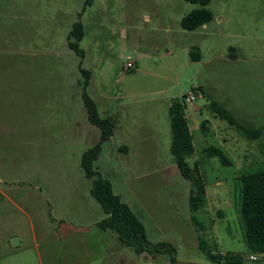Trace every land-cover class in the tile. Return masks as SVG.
Returning a JSON list of instances; mask_svg holds the SVG:
<instances>
[{
  "label": "rangeland",
  "instance_id": "obj_1",
  "mask_svg": "<svg viewBox=\"0 0 264 264\" xmlns=\"http://www.w3.org/2000/svg\"><path fill=\"white\" fill-rule=\"evenodd\" d=\"M198 7L186 0H0V264H48L63 254L86 263L82 226L99 210L88 205L96 202L87 196L81 156L101 130L83 102L81 61L101 114L114 116L125 104L143 122L133 152L119 149L118 132L95 167L134 211L143 204L148 239L172 243L177 264H213L199 246L190 181L170 149L169 105L195 92L186 108L196 146L188 161H199L210 198L195 215L209 246L246 252L237 178L264 166V135L248 137L209 104L216 99L246 127L264 126V0H210L214 18L184 28L182 18ZM78 20L83 58L68 46ZM211 145L232 164L209 157ZM126 251L124 264H171L167 255ZM244 264H264V254Z\"/></svg>",
  "mask_w": 264,
  "mask_h": 264
},
{
  "label": "trees",
  "instance_id": "obj_2",
  "mask_svg": "<svg viewBox=\"0 0 264 264\" xmlns=\"http://www.w3.org/2000/svg\"><path fill=\"white\" fill-rule=\"evenodd\" d=\"M199 4L181 20V25L189 30L198 28L210 22L214 13L206 7L210 0H186ZM85 36V25L82 21L74 22L68 35V46L78 56L84 57L85 50L81 41ZM193 59H200L198 49H191ZM83 74L82 97L87 109L88 119L97 125L100 130L99 140L82 153L81 166L86 177L92 180L91 194L101 204L106 216L98 222V226L104 230H111L118 235L121 243L133 249L137 254L145 252L149 254L167 255L171 264H177V250L170 242H153L148 239L146 226L141 217L133 210L131 205L122 196L115 192L109 178L95 167V161L104 149L105 143L112 140L117 127L116 118L109 114H101L97 102L88 91L91 81V71L82 66ZM209 106L217 112L221 118L237 125L250 138L257 139L264 135V126L249 128L240 123L237 118L219 101L211 99ZM187 104L183 98L172 100L169 112L171 116L172 141L171 152L181 171V174L190 181L189 208L192 212V220L199 231V246L213 264H244L246 257L251 254H264V166L257 170L242 172L237 178L239 189V213L243 225L246 252H222L207 244L202 235L204 225L199 221L195 213L207 204V185L200 172L199 161L194 167L188 161L196 150L193 134L186 115ZM204 127V123H203ZM120 150L127 151V146H120ZM209 157H218L223 165H231L232 160L226 152L218 146L211 145L206 149Z\"/></svg>",
  "mask_w": 264,
  "mask_h": 264
},
{
  "label": "crops",
  "instance_id": "obj_3",
  "mask_svg": "<svg viewBox=\"0 0 264 264\" xmlns=\"http://www.w3.org/2000/svg\"><path fill=\"white\" fill-rule=\"evenodd\" d=\"M126 107L127 106L123 104L121 107L113 108L114 117L116 118V123H117V127L115 129V134L113 138L114 139L117 138L116 134L118 132L122 134L123 144L121 146L128 147V150L125 152H127L126 154L129 155L131 152H133L134 149L133 146L135 145L136 142L135 139L138 136H140L139 131L141 130L140 128L143 125V122H141V120H139L138 117L136 118L137 113L132 114L128 112ZM102 173L104 176L109 178L108 174H106L105 172ZM82 175L83 178H85V180L87 181L88 185L90 186L87 188V196H90L92 198V201L95 200L94 202H96V203L88 202V205L90 208L92 207V208H96V210H99V213L90 222H87V224L82 226L83 228L85 227L88 230L87 235L85 237L86 249L85 252L83 253V255L86 256V263H82L83 258L80 259L81 260L80 263H75L76 261L73 260L71 255H67L65 257L63 254V256L60 259L54 256L50 257L48 260V264H124L125 259L127 258V251H126L127 246L121 243V241L118 238V235L115 232L111 230L101 229L98 226V222L101 219H103L107 214L103 209V207L101 206V204L91 194L92 180L86 177L84 171ZM113 188H114V184H113ZM115 192L120 194L121 196L123 195L122 192L119 193L116 190ZM209 200L210 198L208 196V191H207V201ZM137 205H138L137 206L138 211L135 210V212L142 219L144 215L143 211H145V209L143 207V204L138 202ZM67 240L70 241V238L67 237ZM67 245L70 246V243H67ZM68 251L69 249H67L66 252Z\"/></svg>",
  "mask_w": 264,
  "mask_h": 264
},
{
  "label": "built area",
  "instance_id": "obj_4",
  "mask_svg": "<svg viewBox=\"0 0 264 264\" xmlns=\"http://www.w3.org/2000/svg\"><path fill=\"white\" fill-rule=\"evenodd\" d=\"M132 65H133L132 62H128L127 63V67H130ZM194 100H196V94H195V92L193 90L189 91L187 94L184 95V101H185L186 104H188V102L192 103ZM257 255H258L257 253L251 254V255H249V257H250L251 260H256L257 259Z\"/></svg>",
  "mask_w": 264,
  "mask_h": 264
},
{
  "label": "water",
  "instance_id": "obj_5",
  "mask_svg": "<svg viewBox=\"0 0 264 264\" xmlns=\"http://www.w3.org/2000/svg\"><path fill=\"white\" fill-rule=\"evenodd\" d=\"M112 139H113V137H112ZM17 240H18L17 237L12 238V241H13V244L14 245H17L18 244V241Z\"/></svg>",
  "mask_w": 264,
  "mask_h": 264
}]
</instances>
